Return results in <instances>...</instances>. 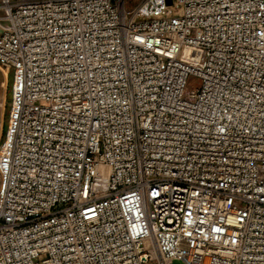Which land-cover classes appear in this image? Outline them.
I'll return each instance as SVG.
<instances>
[{
	"label": "built area",
	"instance_id": "2783aa9c",
	"mask_svg": "<svg viewBox=\"0 0 264 264\" xmlns=\"http://www.w3.org/2000/svg\"><path fill=\"white\" fill-rule=\"evenodd\" d=\"M0 61V264H264V0H0Z\"/></svg>",
	"mask_w": 264,
	"mask_h": 264
},
{
	"label": "crops",
	"instance_id": "0c3cea01",
	"mask_svg": "<svg viewBox=\"0 0 264 264\" xmlns=\"http://www.w3.org/2000/svg\"><path fill=\"white\" fill-rule=\"evenodd\" d=\"M2 74L0 71V85L2 87ZM2 88H0V144L4 141L7 127H8V117H9V96H7L6 105L4 107L2 103ZM8 105V108L6 107Z\"/></svg>",
	"mask_w": 264,
	"mask_h": 264
},
{
	"label": "rangeland",
	"instance_id": "374dc122",
	"mask_svg": "<svg viewBox=\"0 0 264 264\" xmlns=\"http://www.w3.org/2000/svg\"><path fill=\"white\" fill-rule=\"evenodd\" d=\"M135 5V3H134ZM0 71L2 74V87L0 85V88H2V93H1V97H2V103L5 107L6 105V101H7V96H9L10 99V90H11V85H12V73L11 71L8 70V68L3 65L0 61ZM8 108V105L6 106ZM0 182H1V177H0ZM178 264V262H177Z\"/></svg>",
	"mask_w": 264,
	"mask_h": 264
},
{
	"label": "bare ground",
	"instance_id": "6f19581e",
	"mask_svg": "<svg viewBox=\"0 0 264 264\" xmlns=\"http://www.w3.org/2000/svg\"><path fill=\"white\" fill-rule=\"evenodd\" d=\"M0 177H1V176H0ZM2 180H3V179H2V177H1V182H0V184H2Z\"/></svg>",
	"mask_w": 264,
	"mask_h": 264
},
{
	"label": "water",
	"instance_id": "95a60500",
	"mask_svg": "<svg viewBox=\"0 0 264 264\" xmlns=\"http://www.w3.org/2000/svg\"><path fill=\"white\" fill-rule=\"evenodd\" d=\"M171 2V0H168V3H170Z\"/></svg>",
	"mask_w": 264,
	"mask_h": 264
}]
</instances>
